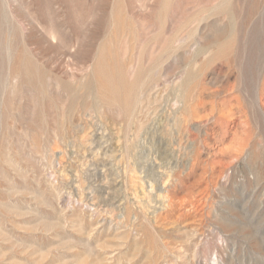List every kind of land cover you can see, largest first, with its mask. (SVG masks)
<instances>
[{
    "label": "rangeland",
    "instance_id": "rangeland-1",
    "mask_svg": "<svg viewBox=\"0 0 264 264\" xmlns=\"http://www.w3.org/2000/svg\"><path fill=\"white\" fill-rule=\"evenodd\" d=\"M0 264H264V0H0Z\"/></svg>",
    "mask_w": 264,
    "mask_h": 264
}]
</instances>
